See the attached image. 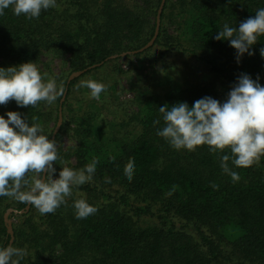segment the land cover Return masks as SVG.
<instances>
[{
    "label": "trees",
    "instance_id": "1",
    "mask_svg": "<svg viewBox=\"0 0 264 264\" xmlns=\"http://www.w3.org/2000/svg\"><path fill=\"white\" fill-rule=\"evenodd\" d=\"M160 2L56 0L35 19L16 16L10 8L0 15V67L37 64L49 51L67 61L68 73L54 75L49 67L40 73L65 89L71 72L103 62L70 82L64 121L54 139L53 178L62 167L79 170L96 160L92 180L73 187L52 213L42 215L30 205L9 215L11 245L26 252L19 264H264V156L237 168L228 149L176 150L156 134L164 126L160 106L187 102L191 107L204 96L223 101L242 73L264 86V35L239 63L227 41L213 38L225 23L238 27L254 16L264 0H166L154 44L122 57L151 40ZM172 53L193 58L205 67L207 79L154 77L145 90L121 100L120 82L129 73L122 60L142 58L151 64ZM89 79L106 86L98 100L78 87ZM62 96L35 107L10 100L0 106V115L19 112L29 124L39 123L51 140ZM65 136L71 145L64 143ZM225 154L229 168L239 174L235 182L220 168ZM129 161L135 163L130 180L125 177ZM79 199L96 212L77 219L73 203ZM26 205L0 197V247L11 239L4 214Z\"/></svg>",
    "mask_w": 264,
    "mask_h": 264
},
{
    "label": "clouds",
    "instance_id": "2",
    "mask_svg": "<svg viewBox=\"0 0 264 264\" xmlns=\"http://www.w3.org/2000/svg\"><path fill=\"white\" fill-rule=\"evenodd\" d=\"M55 5L56 0H0V15L10 8L16 16L35 19L42 10ZM261 35H264V8L238 27L225 23L213 38L227 41L239 63L245 54L252 55L251 48ZM260 55L264 58V47L260 48ZM78 87L87 88L89 98L97 100L106 89L103 83L91 79L80 81ZM64 91L62 83L58 85L54 77L41 74L33 62L0 67V106L10 100L19 107H35L40 101L52 105ZM158 111L164 126L156 134L176 150L194 151L202 145L208 146L212 153L228 149L231 163L237 168H248L264 156V86L259 78L254 80L246 73L240 74L223 101L204 96L191 107L187 102H177L160 106ZM57 159L56 142L43 134L39 123L29 124L27 116L22 118L16 111L0 115V197L29 204L42 215L54 212L73 187L92 180L97 164L92 160L79 170L62 167L58 178L53 179ZM219 159L222 171L232 181L239 180V174L227 163L230 156L221 155ZM134 169V161H129L125 168L127 179L132 178ZM30 173L35 175L29 179ZM73 207L77 219L96 212L84 199L74 201ZM25 254L24 249L11 244L0 247V264H19Z\"/></svg>",
    "mask_w": 264,
    "mask_h": 264
},
{
    "label": "rangeland",
    "instance_id": "3",
    "mask_svg": "<svg viewBox=\"0 0 264 264\" xmlns=\"http://www.w3.org/2000/svg\"><path fill=\"white\" fill-rule=\"evenodd\" d=\"M36 66L40 72L46 71L47 67H49L54 75H62L65 72L68 73L67 61L54 58L49 53V51H46L43 54L42 62L37 63ZM121 66L129 71V73L124 76L120 82L122 86L120 93L122 101L130 100L132 99L133 95H136L140 90H145L143 87L146 86L149 80L154 79V77L156 79L169 77L173 78L174 80L181 76H184L183 78L190 77L191 80H199L203 78L207 79L208 77L205 67L199 64L193 58L178 53L169 54L164 59L152 62L151 64L142 58L124 59L121 61ZM183 73L184 75H182ZM62 116L63 123V113ZM64 143L67 146L71 145V141L67 136L64 138Z\"/></svg>",
    "mask_w": 264,
    "mask_h": 264
},
{
    "label": "water",
    "instance_id": "4",
    "mask_svg": "<svg viewBox=\"0 0 264 264\" xmlns=\"http://www.w3.org/2000/svg\"><path fill=\"white\" fill-rule=\"evenodd\" d=\"M165 2H166V0H161V2H160V5H159L158 11H157V16H156V26H155V30H154V35L151 38V40L145 46H143L142 48H140V49H138L136 51L123 53L122 56H125L128 53L136 54L138 52H143L144 50L148 49L149 47H151L154 44L155 40L157 39L158 33H159L160 24H161V14H162ZM116 57H117V55H113V56L108 57L106 60L115 59ZM102 63L103 62H101L99 64L92 65V66L87 67V68L82 69V70L74 71L68 76V79H67V82H66V88H65L64 94H63V96H62V98L60 100V105H59V110H58V119H57L56 126H55V128L53 130V133H52V136H51V140L55 139L56 134L59 132V130L61 128V125H62V120H63L62 104H63V102H64V100L66 98L67 91H68V86H69L70 82L73 81L74 79L82 76L86 71H88V70H90L92 68H95V67L101 65ZM42 175H46V173L42 174ZM29 208H30L29 204L26 205L24 210H20V211H18L16 209H13V208H10L4 214V222H5L6 227H7V232L11 236L10 244H12L14 236H13L12 220L9 219V215L11 213H14V214L24 213V212L28 211Z\"/></svg>",
    "mask_w": 264,
    "mask_h": 264
}]
</instances>
